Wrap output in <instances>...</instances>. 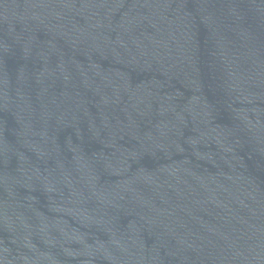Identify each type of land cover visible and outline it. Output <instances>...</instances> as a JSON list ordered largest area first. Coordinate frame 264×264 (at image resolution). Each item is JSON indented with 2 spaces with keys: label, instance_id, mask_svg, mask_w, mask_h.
I'll return each mask as SVG.
<instances>
[{
  "label": "water",
  "instance_id": "95a60500",
  "mask_svg": "<svg viewBox=\"0 0 264 264\" xmlns=\"http://www.w3.org/2000/svg\"><path fill=\"white\" fill-rule=\"evenodd\" d=\"M0 264H264V0H0Z\"/></svg>",
  "mask_w": 264,
  "mask_h": 264
}]
</instances>
